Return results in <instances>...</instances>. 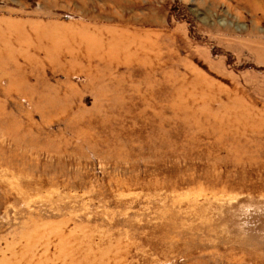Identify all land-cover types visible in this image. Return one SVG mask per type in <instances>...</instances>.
<instances>
[{"label":"rangeland","instance_id":"1","mask_svg":"<svg viewBox=\"0 0 264 264\" xmlns=\"http://www.w3.org/2000/svg\"><path fill=\"white\" fill-rule=\"evenodd\" d=\"M0 264H264V0H0Z\"/></svg>","mask_w":264,"mask_h":264}]
</instances>
